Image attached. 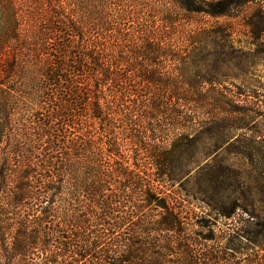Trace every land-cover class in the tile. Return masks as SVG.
<instances>
[{"label": "trees", "instance_id": "obj_1", "mask_svg": "<svg viewBox=\"0 0 264 264\" xmlns=\"http://www.w3.org/2000/svg\"><path fill=\"white\" fill-rule=\"evenodd\" d=\"M253 2L0 0V209L28 208L35 226L41 207L53 225L44 240L16 237L13 257L219 263L200 247L221 238L201 231L203 179L191 193L187 178L262 112L223 85L238 58L232 26L197 19L234 17ZM262 19L261 9L246 19L251 43ZM21 98L30 105L18 114ZM256 226L264 237V221Z\"/></svg>", "mask_w": 264, "mask_h": 264}, {"label": "rangeland", "instance_id": "obj_2", "mask_svg": "<svg viewBox=\"0 0 264 264\" xmlns=\"http://www.w3.org/2000/svg\"><path fill=\"white\" fill-rule=\"evenodd\" d=\"M258 9L263 11L264 16V0H255L241 8L234 17L212 18L203 15L197 19L207 24L217 22L229 23L232 26L238 58L236 64L224 66L223 70L227 75L222 78L223 85L233 91H241L245 96L240 99L262 112L255 117L253 131H237L239 142L222 148L217 156L207 158L202 164L200 174H197L196 169L187 178L191 193H194L197 175L203 179V209L207 219L206 228L201 231L206 234L213 230L221 238L201 242L200 247L207 253L219 252L221 259L218 264L264 263V237L258 234L259 229L256 226V222L264 221V30L259 33L261 38L251 43L250 28L246 25V19ZM195 24L196 20L191 21L190 26ZM259 25L264 28V19ZM6 51H10V48ZM19 80L22 82L24 95L28 97L29 89L24 87L25 79ZM6 82H10V79H6ZM9 84L12 83H6ZM28 105L29 101L21 98V108L16 113L22 114ZM215 172L216 175H213ZM215 208L220 212L218 217L215 216ZM234 211V216L227 217V213ZM0 212V218L3 220L0 222V264H32V258L13 257L14 239H23L22 233H26L29 236L38 235L40 240H44L45 230L53 225H50V221L47 222L41 207L35 211L39 217L35 226H30L27 222V219L31 218L30 213L32 214L28 208L18 210L8 205L0 209ZM247 225L249 226L246 227ZM244 228L253 232L249 237L251 241L241 238V229ZM246 246H249L246 254L231 255L228 252L229 247L244 250ZM247 254L249 258L245 260ZM37 261L40 263V259Z\"/></svg>", "mask_w": 264, "mask_h": 264}]
</instances>
